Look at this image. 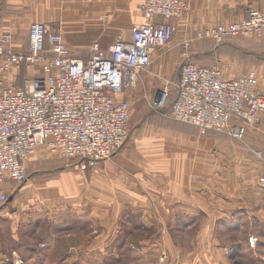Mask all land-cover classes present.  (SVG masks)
Segmentation results:
<instances>
[{"label":"crops","instance_id":"0c3cea01","mask_svg":"<svg viewBox=\"0 0 264 264\" xmlns=\"http://www.w3.org/2000/svg\"><path fill=\"white\" fill-rule=\"evenodd\" d=\"M144 2L0 0V37L11 36L13 49L21 51L28 47L31 23H45L52 31L64 35L73 55L87 56L95 42L107 51L123 35L131 40L132 26L144 22ZM251 7L264 12V0H190L189 13L168 22L176 28L174 45L179 47L182 41L200 31L239 22ZM104 17L108 19L104 20ZM229 43L220 51L232 56L225 79H236L255 71L246 64L237 42ZM213 44L210 40L192 42L191 52L198 63H206L204 59L209 57ZM176 53L177 50L173 52ZM173 54L171 57H175ZM217 64L225 71L228 68L222 60L214 65ZM37 66L42 73L38 77L44 76L40 65L33 67ZM22 68L25 67H15L0 74V81L5 87L13 86L21 77ZM255 72L264 94V70ZM246 129L245 136L252 140V128ZM258 130L264 134V114ZM181 142L171 134L164 151L159 141L133 140L111 160L100 162L88 171H82L77 164H70L75 167L73 170H62L70 166L39 156L31 160L29 167L34 163L50 162L61 171H57L48 187H40L42 182L34 181L20 186H0V194L11 199L0 208L1 232L22 243L19 247L5 244L7 249L4 248L3 253L11 254L2 255L0 264H30L32 261L34 264H229L224 252L220 254L217 245L212 244L218 241L213 238L215 232L198 236L199 241L212 244L204 254L188 255L179 245L184 235L178 232L196 226L197 222L202 226L203 223H199L204 217L215 219L217 227L220 220L233 218L232 210L224 212L203 199V186H207L203 181L205 158L215 164V170L210 171L212 195L218 191V162L209 158V152L219 143L212 142L205 148L196 145L201 143L196 141L180 150ZM247 144V148L252 147L250 142ZM261 145L262 149L253 150L264 153V144ZM142 146L148 149H139ZM188 148H193L196 153L188 155ZM260 191L259 195L263 196L264 190ZM33 193L42 201L30 202ZM242 207L244 228H251L244 235L243 264H264V200ZM18 236L23 238L16 240ZM251 237L257 239L255 247L250 245ZM32 238L34 248L27 245ZM130 246H136L138 250H131ZM162 258L165 261L160 262Z\"/></svg>","mask_w":264,"mask_h":264},{"label":"built area","instance_id":"2783aa9c","mask_svg":"<svg viewBox=\"0 0 264 264\" xmlns=\"http://www.w3.org/2000/svg\"><path fill=\"white\" fill-rule=\"evenodd\" d=\"M142 10L144 22L132 26L131 40L123 35L107 51L95 42L87 56L73 55L64 35L45 23L30 25L28 47L21 51L13 49L11 36L0 37V74L35 65L44 73L21 86L0 81V185L25 183L27 162L43 146L87 170L125 145L131 105L118 97L137 87L154 53L172 42L176 28L168 22L186 16L190 0H145ZM263 35L264 12L250 8L241 21L200 31L196 39L222 44ZM181 47L187 57L191 41ZM225 72L218 64L186 63L169 118L202 135L215 131L243 140L246 128L261 121L264 94L255 71L231 80ZM167 100V91H159L152 108L162 110ZM0 200L7 201L6 194ZM256 243L251 237L250 245Z\"/></svg>","mask_w":264,"mask_h":264},{"label":"rangeland","instance_id":"374dc122","mask_svg":"<svg viewBox=\"0 0 264 264\" xmlns=\"http://www.w3.org/2000/svg\"><path fill=\"white\" fill-rule=\"evenodd\" d=\"M186 40H190L192 46V42L196 40V35L194 37L192 36L191 38H187ZM184 41H182V43ZM232 41L237 42V45L242 49L244 53L243 58H245V61H247L246 64L250 65L249 68H251V70H264V35L262 37L241 36L231 38V40L228 39L222 44H216L213 42L214 44L211 45L212 51H209V57L204 59L206 63H198L197 60H195L196 58L193 57L191 47L188 51V56L184 57L181 44L179 47L174 45L175 39H173L172 42L166 47L157 50L153 57L151 66L142 72L141 79L137 84V87L125 93L123 98L120 97L130 103L131 118L129 122L128 140L117 153H120V151H122L125 146L133 140H142L143 143H145L147 140L159 141L162 144L163 150L165 151L166 146L168 148L169 136L171 134L177 136V138L182 141L179 144L181 148L180 150H184V148L186 149V146L196 141L201 142L196 143V145H199V147L204 146L205 148H209L212 142H218L219 146L216 144L213 146L215 149H210L209 152V158L213 157L214 160L218 162V191L215 195H212L214 190L210 184V171L215 170V164L214 162H210V159L205 158L206 162L204 161L203 164V181L204 183H207V186H203V199L208 205L215 204V206L220 210H225L224 212H226L228 209L232 210L233 218L230 219V221L228 219L220 220L219 226L217 227L215 219L211 220L210 217L208 219L204 217V219L199 223L200 225L203 223L202 226H199L197 222L196 226L187 227L184 230L178 232V234L184 235V240L179 245L180 247L187 250L188 255L193 254L192 256L197 253L204 254L210 249L212 244L213 246L217 245L219 253L221 254L224 252L225 256L229 258V264H243L244 235L246 230L251 228H244L246 223L243 224L242 221V206L244 204L248 205L249 203H256L260 200H264V193L263 196H260V193L258 192L260 190H264V155L260 156L259 152L253 150L255 148H258L259 150L262 149L261 144H264V134L260 133L258 130L260 123L257 126H250L254 132L252 140H249L246 136L243 140H237L223 132L211 131L206 135H202L196 127L172 120L167 115L170 105L177 97L178 92L176 86L178 85L181 78L183 66L188 62L199 65L206 64L214 66L217 61L222 60L228 65V68H226L225 72L227 76V73L230 71L232 56H226L220 51L225 45H229V42ZM175 47L177 48L175 49ZM176 50L178 53L173 54V52L175 53ZM172 54L175 55V57H171ZM36 73H38L37 76H35ZM41 74L42 73L41 70H39V66L33 67L31 70L24 69L22 70L21 78H19V80L17 79L13 86H19L23 83V80L32 79L38 77ZM161 90L167 91L168 100L164 108L160 111H157L152 108L151 104L153 99ZM247 142H250L252 147L250 146V148H247ZM183 146L185 147L183 148ZM138 148L139 147L136 149ZM139 149L147 150L148 147L142 146ZM187 152L188 155L192 154V156L196 153V151L194 153L193 148H188ZM38 156L48 159L47 161H54L57 163L65 162L66 166H70L69 168L65 169L63 167L62 170H73L75 167H72L71 165L73 164L76 166V162L74 160H68L61 154H57L51 151L49 148L43 146L39 148L36 154L30 157L31 159L29 163L27 162L28 179L25 183H23L24 185L26 183L31 184V182L34 181L38 183L42 182L39 184L41 185L40 187H48L50 186V181L53 178H56L55 174L57 171H61L60 169L57 170L55 167L51 166L53 163L50 162L41 165L34 163L32 167H29L31 160H34V158ZM90 168L87 170L80 169L82 171H88ZM7 184L15 186L18 185L10 182ZM255 189L259 190L254 191ZM15 195L12 196L15 197ZM29 200H31L30 202L36 203H38V201H42L35 197L34 193L32 199ZM10 201L11 199H7L5 202L0 200V208L9 204ZM218 213L221 212H216V214ZM0 219H2V217H0ZM254 228L256 227H253L252 229ZM1 231L2 227L0 225V257H2L4 254H11V252L8 251L7 253H3L5 244L7 247H19L22 244H20L18 241H15L13 238H10V236H4ZM210 231L211 233H216V237L213 238H217V243L210 244L209 241L201 242L198 240V236L201 233L206 235ZM18 238L20 239L23 237L18 236L16 237V240H18ZM27 245L34 248V238H32V241L28 242ZM130 249L134 251L138 250L136 246H130ZM203 257H205V255ZM162 261H165V258L160 259V262ZM16 263L18 262H14V264ZM30 264H34V261L30 262Z\"/></svg>","mask_w":264,"mask_h":264},{"label":"trees","instance_id":"16d2710c","mask_svg":"<svg viewBox=\"0 0 264 264\" xmlns=\"http://www.w3.org/2000/svg\"><path fill=\"white\" fill-rule=\"evenodd\" d=\"M24 69H25V68H24ZM24 69H23V70H24ZM20 78H21V77H20ZM23 83H24V80H23ZM23 83H22L21 85H23ZM21 85H19V86H21Z\"/></svg>","mask_w":264,"mask_h":264}]
</instances>
